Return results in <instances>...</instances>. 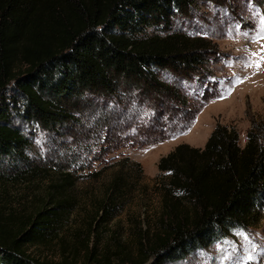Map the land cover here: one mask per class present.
Masks as SVG:
<instances>
[{
    "label": "trees",
    "instance_id": "trees-1",
    "mask_svg": "<svg viewBox=\"0 0 264 264\" xmlns=\"http://www.w3.org/2000/svg\"><path fill=\"white\" fill-rule=\"evenodd\" d=\"M207 1L217 2L0 0V184L6 162L26 160L30 142L13 124L17 116L58 132L94 113L99 131L93 140L109 154L184 130L191 114L186 117L183 108L189 109L188 100L207 97L212 74L205 68L219 51L205 37L146 30L170 32L173 19L190 17L196 4ZM162 74L193 87L184 91L163 81ZM172 110L180 111V118H172ZM72 166L48 183L30 213L0 208V264L182 261L263 219L264 120L254 122L244 147L235 128L218 125L203 149L179 145L160 160L155 189L161 210L140 225L136 253L117 235L114 250L100 240L130 190L119 176L96 202L97 211L83 216L74 247L64 244L58 261H39L29 248L52 243L74 220Z\"/></svg>",
    "mask_w": 264,
    "mask_h": 264
},
{
    "label": "rangeland",
    "instance_id": "rangeland-1",
    "mask_svg": "<svg viewBox=\"0 0 264 264\" xmlns=\"http://www.w3.org/2000/svg\"><path fill=\"white\" fill-rule=\"evenodd\" d=\"M172 25L170 32L151 28L146 34L166 36L177 32L205 37L213 42L219 54L205 68L212 74L207 97L197 103L188 100L189 109L183 108L186 117L191 114L187 126L171 138L160 141L150 137L109 154L102 152V147L93 140L99 131L94 113H88L80 125L67 124L58 132L44 130L25 118H13V124L30 144L24 151L25 161L5 163L6 177H1L0 184L2 210L30 213L32 201L44 193L61 169L73 164L69 171L74 184L69 195L78 204L74 220L52 243L29 248L37 260L58 261L64 244L74 247L83 216L97 211L96 202L103 199L108 186L119 176L125 178L130 190L116 218L101 230L100 240L104 247L114 250L113 236L117 235L136 253V232L140 225L143 220L156 218L161 210V198L155 189V180L162 175L158 168L160 160L179 145L203 149L218 125L235 128L244 147L254 122L264 120V0L199 2L190 17H177ZM160 77L184 91L193 87L168 74ZM203 88L207 90V85ZM8 94L12 99L15 91ZM11 109L15 110L12 106ZM180 116V111L172 110V118ZM120 125L114 124L116 129ZM126 159L129 161L124 162ZM164 264H264V215L256 226L234 230L224 240L197 250L182 261Z\"/></svg>",
    "mask_w": 264,
    "mask_h": 264
},
{
    "label": "snow or ice",
    "instance_id": "snow-or-ice-1",
    "mask_svg": "<svg viewBox=\"0 0 264 264\" xmlns=\"http://www.w3.org/2000/svg\"><path fill=\"white\" fill-rule=\"evenodd\" d=\"M260 65H257V67H259Z\"/></svg>",
    "mask_w": 264,
    "mask_h": 264
}]
</instances>
